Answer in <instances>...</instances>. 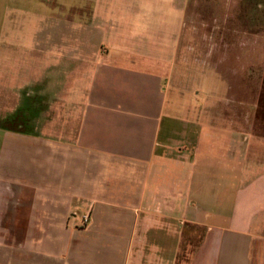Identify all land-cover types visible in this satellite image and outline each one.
Here are the masks:
<instances>
[{
  "label": "crops",
  "instance_id": "crops-1",
  "mask_svg": "<svg viewBox=\"0 0 264 264\" xmlns=\"http://www.w3.org/2000/svg\"><path fill=\"white\" fill-rule=\"evenodd\" d=\"M110 57L74 127L66 103L56 127L0 126V264H264V125L180 124L160 75Z\"/></svg>",
  "mask_w": 264,
  "mask_h": 264
},
{
  "label": "rangeland",
  "instance_id": "rangeland-1",
  "mask_svg": "<svg viewBox=\"0 0 264 264\" xmlns=\"http://www.w3.org/2000/svg\"><path fill=\"white\" fill-rule=\"evenodd\" d=\"M106 54L160 75L180 124L264 125L251 111L264 95V0H0V126L56 127L62 103L77 125Z\"/></svg>",
  "mask_w": 264,
  "mask_h": 264
},
{
  "label": "built area",
  "instance_id": "built-area-1",
  "mask_svg": "<svg viewBox=\"0 0 264 264\" xmlns=\"http://www.w3.org/2000/svg\"><path fill=\"white\" fill-rule=\"evenodd\" d=\"M84 220H85V221H88V220H89V216H88V215H85V216H84Z\"/></svg>",
  "mask_w": 264,
  "mask_h": 264
}]
</instances>
